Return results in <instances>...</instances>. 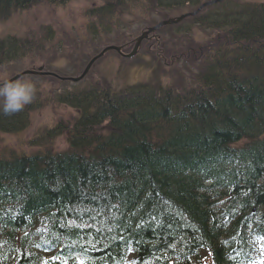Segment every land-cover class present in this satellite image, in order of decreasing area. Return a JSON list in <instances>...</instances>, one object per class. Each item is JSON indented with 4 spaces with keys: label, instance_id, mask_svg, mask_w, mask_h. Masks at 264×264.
<instances>
[{
    "label": "trees",
    "instance_id": "16d2710c",
    "mask_svg": "<svg viewBox=\"0 0 264 264\" xmlns=\"http://www.w3.org/2000/svg\"><path fill=\"white\" fill-rule=\"evenodd\" d=\"M69 1L0 0V20L33 2ZM102 1L86 11L91 32H107L125 8L203 2ZM249 1L206 6L172 32L212 36L196 51L193 86L55 95L77 111L72 122L45 130L38 153L0 156V264L252 262L264 238V1ZM37 43L0 36V65ZM31 110L0 112V133L22 131ZM63 132L65 148L48 146Z\"/></svg>",
    "mask_w": 264,
    "mask_h": 264
},
{
    "label": "rangeland",
    "instance_id": "374dc122",
    "mask_svg": "<svg viewBox=\"0 0 264 264\" xmlns=\"http://www.w3.org/2000/svg\"><path fill=\"white\" fill-rule=\"evenodd\" d=\"M102 2L71 0L60 6L33 2L26 9L0 20V36L16 35L33 39L35 43L38 41L26 55L0 65V83L24 81L36 86L26 127L19 132L0 133V156L10 158L38 153L42 150L38 138L48 127L72 122L74 110L54 100L63 88L80 89L97 84L123 90L130 85L145 83L181 90L195 84L203 56L196 51H207L212 37L210 33L193 27L187 34H172L189 20L190 16H186L177 23L164 24L153 32L142 34L157 23L194 11L196 6L160 10L148 4L145 6L149 8L143 10L125 8L113 15L107 32H91L90 26L94 27L96 23L90 21L86 11ZM139 37L137 49L131 56H121L112 49L99 54L102 49L113 45L120 46V52L126 55ZM92 58L94 61L78 82L59 79L77 77ZM38 67H42L43 73L55 76L28 73ZM48 146L54 150L65 148L66 133L54 137ZM204 260L207 264V258ZM256 264H264V261Z\"/></svg>",
    "mask_w": 264,
    "mask_h": 264
},
{
    "label": "clouds",
    "instance_id": "9594fccd",
    "mask_svg": "<svg viewBox=\"0 0 264 264\" xmlns=\"http://www.w3.org/2000/svg\"><path fill=\"white\" fill-rule=\"evenodd\" d=\"M36 94V86L31 82L7 81L0 83V112L11 116L32 103Z\"/></svg>",
    "mask_w": 264,
    "mask_h": 264
},
{
    "label": "water",
    "instance_id": "95a60500",
    "mask_svg": "<svg viewBox=\"0 0 264 264\" xmlns=\"http://www.w3.org/2000/svg\"><path fill=\"white\" fill-rule=\"evenodd\" d=\"M218 1H221V0H210V1H207L206 3L202 4L201 7L204 6V5H207V4L216 3V2H218ZM184 16H185V15H183V16H181V17H179V18H176V19H174V20L169 19V20L163 21V22H161L160 24H158L157 26L152 27V28H149L146 32H144V33L142 34V36L145 35L146 33L150 32V31L154 30L156 27H159L160 25H164V24H169V23H175V22H178V21L181 20ZM140 39H141V37H139V38L137 39V42H136V44H135V46H134L133 51L131 52V54H133V53L135 52V48H136L137 44L139 43ZM87 67H88V66H87ZM87 67H86L85 71L87 70ZM85 71H84V72H85ZM28 73H30V71H28Z\"/></svg>",
    "mask_w": 264,
    "mask_h": 264
},
{
    "label": "snow or ice",
    "instance_id": "6c2138e0",
    "mask_svg": "<svg viewBox=\"0 0 264 264\" xmlns=\"http://www.w3.org/2000/svg\"><path fill=\"white\" fill-rule=\"evenodd\" d=\"M80 264H84V262H83V261H81V262H80Z\"/></svg>",
    "mask_w": 264,
    "mask_h": 264
}]
</instances>
